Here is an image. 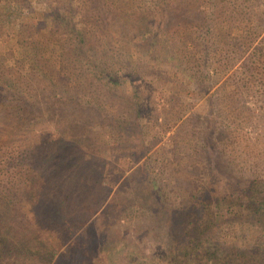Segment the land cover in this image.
I'll return each instance as SVG.
<instances>
[{"label":"trees","instance_id":"16d2710c","mask_svg":"<svg viewBox=\"0 0 264 264\" xmlns=\"http://www.w3.org/2000/svg\"><path fill=\"white\" fill-rule=\"evenodd\" d=\"M248 1L43 0L41 9L36 10L34 0H0V31L7 26L16 30L13 48L19 45L25 50L16 60L14 72L6 68L0 54V106L4 105L18 124L44 118L65 122V138L72 130L70 124L80 121L82 151L91 150L87 141L92 131L109 126L115 144L140 158L147 141L142 124L143 78L154 70L151 63L177 67L190 75L200 91H207L205 71L210 74L218 50L213 39L216 42L217 36H223L216 25L219 14L226 11L232 20L238 16L239 23L241 17L257 18L264 25V11L255 12L245 5ZM33 38L38 39L37 45L25 49ZM44 84L51 87L46 94ZM50 92L48 110L36 107ZM202 143L196 154L206 159L205 186L197 195L188 196L183 206L165 209L160 192L134 189L136 205L152 214L149 222L161 231L160 239L154 237L151 254L128 238L93 233L91 239L79 243L80 261L90 264L82 255L91 258L95 254L94 259L101 257L104 264H264V180L239 176L208 133ZM58 145L46 139L43 155H37L38 163L29 172L38 167L48 177L58 176L62 165L69 166L64 163L66 158H61L67 147L59 145L58 151ZM78 161L92 163L86 155ZM84 166L85 171H72L75 194H79L77 185L91 175L97 178L98 189L102 186L105 173H90ZM18 173L10 178L33 199L35 210L47 220L61 221L63 212L57 202L42 197L45 183L37 188L34 179L28 183L27 175ZM37 191L41 194L36 195ZM85 207L79 217L88 220L91 204ZM7 221L0 209V264H47L46 260L53 259V249L35 250L38 245L33 241L21 243L23 258L18 255L12 260ZM228 222L252 228L250 241L246 236L240 242L223 235L221 230Z\"/></svg>","mask_w":264,"mask_h":264},{"label":"rangeland","instance_id":"374dc122","mask_svg":"<svg viewBox=\"0 0 264 264\" xmlns=\"http://www.w3.org/2000/svg\"><path fill=\"white\" fill-rule=\"evenodd\" d=\"M42 3L43 0H34L36 10L41 9ZM245 5L255 12L264 11V0H250ZM235 18L238 16L229 19L225 11L216 20L223 36H217L216 42L213 39L218 50L213 54L210 74L205 71L203 85L207 91H200L190 75L179 68H170L160 61L151 63L154 70L143 78L146 99L142 124L147 141L140 158L115 144L109 126L92 131L91 140L87 141L91 150L82 151L78 140L80 121L70 124L72 130L65 138V122L44 118L18 124L12 113L0 106V209L8 218L11 258L23 255L21 243L36 241L35 250L53 249V259L46 260L47 264H83L77 249L81 240L91 239L93 233L128 238L151 254L155 250L154 237L160 239L161 231L149 222L152 214L136 205L134 189L160 192V204L165 209L168 205L183 206L188 196L197 195L205 186L206 159L196 153L201 151L207 133L223 156L231 159L230 165L239 176L264 180V25L257 18L241 17V23ZM15 35L16 30L8 26L0 31V54L11 72L25 52L19 45L13 48ZM37 42V38L31 39L25 49L35 47ZM42 88L43 94L51 90L47 84ZM50 95L51 92L42 96L36 107L47 111L52 103ZM46 139L67 147L61 158H66L64 163L69 166L62 165L58 176L48 177L38 167L29 172L38 163L37 155H43ZM93 144L97 148L93 149ZM85 155L91 164L78 161ZM72 161L77 164L72 166ZM83 164L90 173L104 172L105 176L99 189L94 175L82 180L77 185L79 194H75L72 171H85ZM17 171L27 175L28 183L34 179L37 188L45 183L42 197L50 196L57 202L63 212L61 221L47 220L40 210H35L33 199L20 190L16 179L10 178ZM6 192L11 196H4ZM88 204V220L81 219L79 214ZM251 231L238 222H228L221 230L223 235L234 236L240 242ZM95 256L82 255L90 264H104L99 255L98 259Z\"/></svg>","mask_w":264,"mask_h":264}]
</instances>
